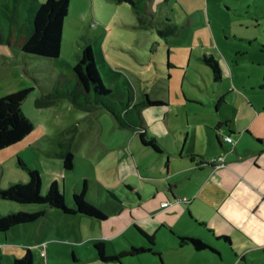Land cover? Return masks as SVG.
I'll use <instances>...</instances> for the list:
<instances>
[{
	"label": "crops",
	"instance_id": "0c3cea01",
	"mask_svg": "<svg viewBox=\"0 0 264 264\" xmlns=\"http://www.w3.org/2000/svg\"><path fill=\"white\" fill-rule=\"evenodd\" d=\"M95 1L90 0L92 4ZM130 1L133 5H129L145 17H150L149 22L154 24L157 6L169 0ZM171 12L164 13L161 9L160 19ZM79 16L71 15L68 9L62 27L60 54L65 49L64 42H67L74 51L70 56L73 61L81 47L75 50L74 43L78 39L90 42L88 36L97 29L96 25L92 26L93 22L88 26V12L81 20ZM184 16L178 22L166 21L165 26L158 23V34H177L178 30L188 25V16L185 13ZM138 20L144 21L140 16ZM98 35L105 36V29L100 30ZM106 39L102 42L103 47L119 48L117 45L122 44L119 40L106 43ZM163 43H168V40ZM209 48L212 51L205 50L202 57L213 55L223 76L220 82H214L218 83L217 88H203L200 83L192 82L199 93L185 83V79L191 82L193 77L189 62L184 67L181 60L172 61L167 54L154 62V76H160L159 79L153 77L155 88L162 92L143 90L141 100L138 95L136 99H139L134 101L142 105L138 109V118L133 120L137 128L120 127L117 132L121 134V140L106 148L112 151V171L116 172L118 190L109 185L102 188L120 203V211L126 205L123 198L133 201L139 213L128 225L132 224L152 236L151 244L148 242L140 247L150 248L151 252L146 253L159 257L166 252L163 264H264V83L260 84L259 93H252L254 86L235 90L232 87L234 77L230 56L221 52L217 56L215 49ZM183 49L193 51V47ZM166 50L169 51V48ZM7 59L15 61L16 57ZM23 88L27 87L3 91L0 97ZM203 92L208 93L210 99L201 94ZM62 98L71 102L66 97ZM37 99L35 97L34 101ZM146 99L159 101L160 104L143 105ZM56 102L54 100L52 104ZM118 102L128 103L130 107L135 104L129 94L125 100L119 99L114 103ZM101 112L113 118L108 112ZM115 126L112 125L113 131H116ZM142 131L155 138L163 149L161 153L140 143L138 132ZM30 134L20 143L0 151V191L16 183L27 182L26 173L16 163L30 143ZM226 137H231L233 143H228ZM107 141L109 143V139ZM67 154H71L70 150L62 154V158ZM191 156L195 159L191 160ZM213 159H216L215 163L209 165ZM52 182L57 181L52 178L46 185L47 189ZM65 182L66 178L62 184L64 191ZM120 185H123V198L118 194ZM76 190L75 187L73 194ZM183 198L188 202L180 201ZM163 202H169L170 206L162 209L160 205ZM67 207H72L71 200ZM41 210L45 211V215L36 221L42 220L41 227L34 228V222L0 233V264H12L27 248L31 250L34 264H64V260L79 259L78 245L86 243H82V233L77 224L79 220L94 218L0 199V216L14 211L34 213ZM46 220L53 221L51 227ZM161 230L165 231L163 245L160 243L163 239ZM117 238L116 235L112 241ZM180 238L199 239L212 250L196 251L188 243L181 242ZM127 242L130 247L139 248L140 244ZM99 243L103 245L104 254L110 256L106 254V244ZM160 246L164 249L161 250ZM125 251L128 250L121 247L114 255ZM121 260L118 262L122 263Z\"/></svg>",
	"mask_w": 264,
	"mask_h": 264
},
{
	"label": "rangeland",
	"instance_id": "374dc122",
	"mask_svg": "<svg viewBox=\"0 0 264 264\" xmlns=\"http://www.w3.org/2000/svg\"><path fill=\"white\" fill-rule=\"evenodd\" d=\"M7 1L0 0V7ZM44 1L38 0L39 3ZM126 4H118L115 0H96L93 4L90 0H70L69 3L71 15H80L81 20L85 12H88V26L92 22V26H97L96 31L92 30L88 36L89 45L100 80L110 91V101L125 100L129 94L131 102L135 103L134 101L139 99H136L138 95L139 101L141 100L143 90L162 92L155 88L154 78L159 79L160 76H154L153 71L154 62L159 60V57L164 58L166 54L172 61L181 60L184 67L189 62V71L193 77L191 82L185 79L187 86H191L198 93L200 91L194 82L200 83L203 88L206 86L217 88L218 83L211 81V70L201 58L205 50L212 51L209 47L215 49L217 56L220 55L219 52L230 56L229 63L234 77L232 87L235 90H240L243 86L246 88L254 86L252 93H259V86L264 83V0H169L167 3L164 1L161 6H157L154 24L149 22L150 17L146 16V20L143 13ZM161 9L164 13L170 10L173 12L160 19ZM184 13L188 16V25L178 30L177 34L167 36L158 34L160 27L158 23L165 26L166 21L178 22L184 19ZM139 16L143 22H139ZM177 16L180 18L177 19ZM104 29L105 36H99L98 32ZM105 39L106 43L110 40H119L122 44L120 45L118 41L119 44L116 45L118 44L119 48L109 45L103 47L102 42ZM165 40H168V43H163ZM84 44V40L78 39L77 43H74L75 50ZM64 47L57 58L47 59L28 56L16 48L0 45V94L6 90H16L20 86L33 88L22 105V110L30 118L34 128L28 138L30 143L23 149L19 160L38 171L41 180L40 195L46 193V185L54 178L57 181V189L68 206L74 188H77L74 191L75 195H80L85 182L87 189L84 200L107 217L106 220L88 218L79 220L77 225L82 233V243L86 244L78 245L80 257L77 261L67 259L63 262L161 264V261L167 258L166 252L161 257L154 253L125 257L121 260L122 263L102 262L97 256L94 243H105L106 254L114 256L121 247L126 250L131 248L127 241L140 244L139 247L141 244H148V241L132 224L128 225L139 210L133 201L122 197L123 185H120L119 193L117 192L125 200L126 205L122 211L119 209L120 203L109 197L104 187L102 188L109 185L117 189L119 185L116 183V172L112 171L114 161L112 151L106 149L107 145H116L121 140V134L117 132L120 127L115 119L109 118L101 110L92 111L77 107L63 98H56L57 102L50 105H37L34 101L35 97L39 99L51 93L58 74L72 76L77 59L73 61V57H70L74 51L67 42H64ZM183 47H193V51L188 52ZM15 57V61H6L7 58ZM201 94L210 99L208 93ZM138 102L135 104L138 105ZM115 124L116 131H113L112 125ZM67 150L72 154L71 170L63 167L62 154ZM64 178L65 191L62 185ZM130 195L133 196L131 193ZM45 222L50 223L48 227L53 224L51 220ZM42 223V220L36 222L34 228L41 227ZM161 234L163 239L160 243L163 245L165 231L161 230ZM116 235L118 238L112 241ZM159 248L164 249L162 246Z\"/></svg>",
	"mask_w": 264,
	"mask_h": 264
},
{
	"label": "trees",
	"instance_id": "16d2710c",
	"mask_svg": "<svg viewBox=\"0 0 264 264\" xmlns=\"http://www.w3.org/2000/svg\"><path fill=\"white\" fill-rule=\"evenodd\" d=\"M117 3H133L130 0H115ZM70 0H8L0 7V45L18 49L28 56L54 59L60 55L62 41V27L68 15ZM77 62L73 67L71 77L59 74L54 80L51 93L37 99V105H50L56 98L66 97L77 107L88 110H104L112 115L121 128H137L133 123L138 118V109L142 105L129 106L128 103L110 101V91L102 84L95 67L89 41L80 47ZM202 61L211 70L212 81L220 82L223 74L213 55H204ZM70 84V86H69ZM32 87L6 94L0 97V151L23 141L33 130L32 121L24 114L22 105ZM47 99V100H46ZM143 105H158L159 101L145 100ZM140 143L157 153L162 147L155 138L147 136L143 131L138 132ZM191 160L195 156L190 157ZM216 159L209 161L213 165ZM18 167L27 175L26 183H16L6 190L0 191V199L18 204L39 205L61 210L64 214H82L96 220H105L94 206L84 200L87 189L84 183L80 195L73 194L72 207L65 205L57 184L52 182L46 193L41 196V180L37 170L28 167L21 160H17ZM66 170L73 168L72 155L67 154L63 160ZM45 211L34 213L17 212L0 216V233H7L14 227L31 224L43 218ZM142 236L151 244L152 236L137 228ZM227 239V237H223ZM181 242L188 243L196 251L212 250L205 242L195 238H180ZM97 256L102 262L120 261L127 256H138L151 252L150 248L131 247L128 251L114 256L104 254L103 245L94 243ZM162 263V261H161ZM12 264H33L30 249H26L21 257L15 258ZM163 264V263H162Z\"/></svg>",
	"mask_w": 264,
	"mask_h": 264
},
{
	"label": "built area",
	"instance_id": "2783aa9c",
	"mask_svg": "<svg viewBox=\"0 0 264 264\" xmlns=\"http://www.w3.org/2000/svg\"><path fill=\"white\" fill-rule=\"evenodd\" d=\"M225 140L228 142V143H233V140H232V138L231 137H226L225 138ZM221 158H219V160H220ZM222 165V164H221ZM180 201H182V202H188V200L186 199V198H183V199H181ZM170 206V203L169 202H163V203H161V205H160V207L162 208V209H166V208H168Z\"/></svg>",
	"mask_w": 264,
	"mask_h": 264
}]
</instances>
